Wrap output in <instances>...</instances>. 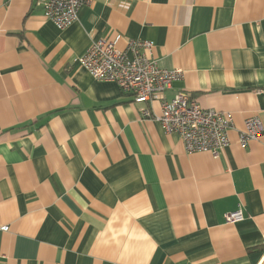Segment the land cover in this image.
<instances>
[{"label": "crops", "instance_id": "0c3cea01", "mask_svg": "<svg viewBox=\"0 0 264 264\" xmlns=\"http://www.w3.org/2000/svg\"><path fill=\"white\" fill-rule=\"evenodd\" d=\"M102 39L151 42L182 72L162 98L230 113L228 147L187 154L142 118L160 101L94 80L76 60ZM0 225V264H264V0H93L64 30L0 0Z\"/></svg>", "mask_w": 264, "mask_h": 264}, {"label": "built area", "instance_id": "2783aa9c", "mask_svg": "<svg viewBox=\"0 0 264 264\" xmlns=\"http://www.w3.org/2000/svg\"><path fill=\"white\" fill-rule=\"evenodd\" d=\"M93 0H35L44 17L59 30L70 27L78 20V11L91 5ZM153 44L148 41H129L124 51L114 47L113 42H92L76 62L94 80L115 83L123 94L129 95L134 104L151 105L160 101V113H151L150 108L141 110L142 118L153 119L165 134L178 137L187 154L208 153L217 158L229 145L228 133L233 129L232 115L227 112L202 109L185 92H178L173 99L165 101L163 94L174 82L182 79L180 70L160 69L152 53ZM263 126L257 116L244 121L238 134V143L245 148L257 140ZM244 219L242 211L225 215L227 223ZM0 225V232H8Z\"/></svg>", "mask_w": 264, "mask_h": 264}]
</instances>
